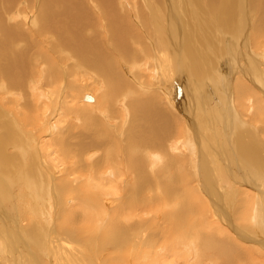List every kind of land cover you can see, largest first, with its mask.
Wrapping results in <instances>:
<instances>
[{
  "label": "bare ground",
  "instance_id": "1",
  "mask_svg": "<svg viewBox=\"0 0 264 264\" xmlns=\"http://www.w3.org/2000/svg\"><path fill=\"white\" fill-rule=\"evenodd\" d=\"M178 27H183L182 34ZM250 34L253 42L260 37L264 44V0H0V70L5 77L12 83L29 76L31 50L38 49L40 43L47 48L46 53L34 54L45 70L31 83L40 88L32 89L29 84L31 92L35 91L32 101L38 111L25 120L31 126L37 123L42 134L38 142L24 140V135L30 136L18 134L7 119L8 113L0 114V264H8L9 251L19 256L26 251L22 259L27 264H37V258L47 259L43 264H84L85 242L77 243L71 232L73 227L83 226L90 233L102 230L107 242H121L109 244L114 254H120L122 239H127L125 246L136 245V237L148 232L144 227H150L156 219H161L160 230L152 227V233L144 234L147 239L138 250L142 263L264 264L263 239L253 231L248 233L254 224L255 230L264 234V127L254 130L240 123L235 126L228 104V111L219 119V130L207 123L196 127L195 112L185 111L190 106L192 111L198 109L196 120L203 121L202 116L208 113L200 105L212 91L201 94L190 87L179 90L181 85L175 82L180 72L193 84L191 78H203L209 70V60L217 61L219 79H208L209 84L214 82L212 89H219L217 104L226 106L233 101L219 97L220 91L230 94L232 90L235 104L240 107L252 96L251 124L263 125L264 102H258V95L251 92L255 88L264 96V59L260 53L264 48L259 46L256 54L247 49L244 62L249 68L245 70L231 60H219L224 49L230 54L235 47L246 50ZM21 40L25 48L17 51ZM136 41L149 43L154 51L141 62H136L138 57L134 60L135 51L129 49L136 45L142 50ZM215 45L223 51H215ZM129 50V73L144 69L152 75L149 83L142 78L118 77L116 68L110 69L114 56L123 58L119 53ZM162 59L168 65L169 77L160 78L146 69L147 65L151 69L153 64L162 66ZM62 62H71L68 66L85 74L104 72L107 93L91 90L90 78L66 84L55 68H61ZM246 70L252 74H246ZM243 74L253 87L242 81ZM40 78H46L47 83L42 84ZM194 84L199 85L196 81ZM48 116L54 118L52 125L48 121L45 124ZM81 133L83 138L100 137L101 145L81 140ZM77 135L80 140L75 143ZM232 141L236 142V150L232 149ZM9 146L14 149L12 153L8 152ZM98 147L101 153L91 151ZM26 155L29 160L22 173L19 160L24 165ZM75 167L80 175L74 173ZM17 177H22L26 185L31 183L32 191L35 185L41 194V211L37 213L47 234L44 240L39 235L35 244L21 230L19 217L17 220L3 211L4 202L14 199L9 196ZM223 177L230 180L229 190L219 186ZM14 197L21 198L19 193ZM55 214L60 216L58 228L66 232L62 244L52 240L59 258L48 254L53 238L49 222ZM129 259L120 256L113 264H128Z\"/></svg>",
  "mask_w": 264,
  "mask_h": 264
},
{
  "label": "rangeland",
  "instance_id": "2",
  "mask_svg": "<svg viewBox=\"0 0 264 264\" xmlns=\"http://www.w3.org/2000/svg\"><path fill=\"white\" fill-rule=\"evenodd\" d=\"M248 6V5H247ZM16 8V7H15ZM256 15H258L257 14V12L255 13ZM182 29H183V27H178V30L181 32V34H182ZM220 31L222 32V28L220 27ZM226 35V34H225ZM252 34H250L249 35V40H248V42H250L249 44H248V42H247V48H246V50L244 49V51H242L241 49H240V46L238 47V48H236L235 47V51H234V53L233 54H230V53H227L226 51H227V49H224V52H223V54L221 55L222 57H220L219 58V60H224V59H228V61H230V62H232V63H237V64H240V66L242 67V68H244V70L245 69H248L249 67H247V62H244V61H246L245 60V53H248V48H249V50L252 52V54H256L257 52H258V50H257V48L260 46V49L261 48H264V44H263V40H260V37H259V40H257L258 38H256V40L253 42V39H252ZM247 37V36H246ZM251 37V38H250ZM262 38L261 39H264V35H262L261 36ZM19 42V45H17V47H18V50L17 51H23V49L25 48L24 46H25V44L23 43V41L21 40V41H18ZM137 42V45L138 46H142L141 48H142V52L140 51V49L136 46V45H131L130 46V50L132 51V52H134L136 55H134L133 54V57H134V60L135 59H137V57L139 58L136 62H141L142 61V59L144 58V57H150L151 55H152V53L154 52L151 48H150V44L149 43H145V42H143L142 44H141V42L140 41H136ZM49 43H52V40L49 42ZM139 43V44H138ZM259 43H260V45H259ZM24 46H23V45ZM145 44V45H144ZM250 47H249V46ZM148 46H149V49H148ZM215 47L216 48H214V50L215 51H219V50H222L223 51V48L221 47V46H216L215 45ZM220 47H221V49H220ZM138 48V49H137ZM37 48H34L33 50H31V53L33 54L32 56H33V59H32V61L30 62V69H28V75L29 76H27L26 78H21V79H19L18 80V82L20 83H18L17 82V80H14L15 82H13L12 81V83H11V79L10 80H8L5 76V74L2 72V70H0V72L1 73H3V74H1L0 73V77H2V78H0V86H2V87H0V114H2L3 115V113H8L7 114V119H9L8 121L10 122V121H12V123H11V125L12 126H14L15 128H16V130H17V132H18V134L19 133H25V134H27V135H29L30 137L28 138L26 135H24V140H30V141H32V143L34 144V142L36 143V142H38V139L40 138L39 136H41L42 134H41V131L40 130H38V125H37V123H35V125H29V124H27V122H25V120L29 117V116H35L34 114H35V111L37 110V106L35 105V102L33 103V96H34V94H35V91L34 92H31L32 90H30V85H31V83L32 82H34V80H37V78H38V73H42L43 74V71L45 70V65L41 62V63H39L38 62V59L34 56V54H39V53H42L43 51H44V53H46L45 52V50L47 49V48H45V46L42 44V43H40L39 44V46H38V49L36 50ZM252 49V50H251ZM253 49H254V52H253ZM40 50V51H39ZM42 50V51H41ZM130 50L127 52V53H129L128 55H127V53L126 54H121V53H119V56H122L123 58H125V60L123 59V58H121V57H118V56H114L115 54L114 53H111L113 56H114V60H112L111 61V64H110V69H112V70H114L115 71V69H114V67L116 68V72H117V74H118V77H123V75H125V78H127V79H129V78H134L135 80H137L138 78H142V80L145 82V83H149V78H151L152 77V75L150 74V73H146L145 71L146 70H144V69H142L141 70V68L138 70V71H135V72H133V71H131L130 70V73H129V69L127 68L128 66H132V65H130L131 64V61L129 60V57L128 56H130ZM146 50H148V51H146ZM51 50L49 49V55H50V52ZM138 51V52H137ZM246 51V52H245ZM256 51V52H255ZM260 51V50H259ZM149 52V53H148ZM152 52V53H151ZM221 52V51H220ZM227 53V54H226ZM239 53V54H238ZM260 53L263 55V59H264V50H262V51H260ZM226 54V55H225ZM238 54V55H237ZM249 54V53H248ZM42 55V54H41ZM123 55H125V56H123ZM227 58H226V57ZM230 56H231V58H230ZM235 58H234V57ZM35 57V58H34ZM241 57H242V59H241ZM115 58L117 59V58H119V59H117V62H116V60H115ZM222 58V59H221ZM237 58H239V59H237ZM34 59H35V61H34ZM237 59V60H236ZM127 60H129L128 62H127ZM235 60H236V62H235ZM241 60V61H240ZM118 65H116L114 62ZM162 66H156L155 67V65L153 64V66H152V69L149 67V65H147V71H150V72H155L154 74H156V75H158V76H160V78H164V75H167L168 76V74L170 75V72H169V68H168V65H167V63L165 62V60L164 59H162ZM210 61V62H209ZM208 61V67H207V69H209V70H206V72H205V75H203L204 77L202 78V77H199V76H197V75H195V76H197L198 78H201V81H198V79L194 76V78H191V80H192V83L193 84H191L190 82H187V77L185 76V75H183V74H179V73H177L176 75V78H175V82H177V86H179V85H181V86H179V90H181V87H183L184 89L185 88H189L190 87V89H192L193 91H195V92H197V93H199L200 91L202 92L201 94H205L206 92H207V90H209V92H211L212 94H207L208 96L204 99L205 101H204V103H206V105L203 103H201V107H202V110L204 111V112H206V109H207V113L208 114H205V116L203 117L202 116V118H203V121H199L198 119L196 120V117L199 115V111H198V109H197V111H198V113H196L197 111H192L194 108H192L191 106L189 107V108H187L186 109V113H193V112H195V114H194V125L195 124H197V125H199L200 123H207V126H209V127H218L217 129L219 130L220 129V127H222L221 126V124H220V121L222 120V118H221V120H219L220 119V117L223 115V113H225L226 111H228V108H227V104H228V106H229V108H231V110H232V114H231V117L232 118H234V125L236 126V124H242L241 126H253L254 127V130H259V129H261L262 127H264V124L262 125V124H259V123H255V124H251L252 122V120H253V117H252V113H253V111L254 110H252V109H254V101H253V98H252V96H248L245 100H244V102H243V106H239V104L238 103H236L235 104V96H234V94H233V92H232V90L230 91V94H227L226 92H222V91H220V94H219V97H222L223 99L224 98H226V99H228V98H232V100L233 101H229V103H226V106H225V104H217V102H216V99L218 98V92H219V89H217V88H214L213 87V89H214V91H213V89H212V84L214 83H210L209 84V82L213 79V78H217V79H219V76H220V74H216V73H218V72H216L215 71V67H217L218 65H217V61H214V63H213V61L211 62V60H209ZM238 61H239V63H238ZM34 62H36V64H34ZM216 62V63H215ZM62 64V67L60 68L59 66H56L55 68H57L56 70L58 71V74L60 75V79H62V78H64L65 79V82L67 81V82H69L71 85H73V84H76V83H79V81H81V79H83V78H90V81H89V83H90V86H92L91 87V90L94 88V90L96 89H98V91H99V89H101L100 90V92H102V93H107V89H106V81H107V83H108V80H106L107 78H106V75H105V73L103 72L102 73V71H100L99 73L98 72H96V74H93L92 72H87L89 75H90V77L89 76H87L88 74H85L84 73V71L83 72H80L81 70H79V69H75V68H73V67H71V66H68V65H71V62L70 63H64V62H62L61 63ZM213 64V65H212ZM43 65V66H42ZM112 65H113V67H112ZM125 65V66H124ZM127 65V66H126ZM28 66V65H27ZM40 67V68H39ZM64 67V68H63ZM119 67H120V69L123 71L124 70V72H120V69H119ZM140 67V66H139ZM37 68V69H36ZM67 68V69H66ZM72 68V69H71ZM185 68V67H184ZM260 68L261 69H263V67H262V65H260ZM65 69V70H64ZM127 69V70H126ZM200 69V68H199ZM198 69V70H199ZM36 70V71H35ZM94 70H95V68H94ZM119 70V71H118ZM212 70H214L213 71V73H212ZM76 71V72H75ZM96 71V70H95ZM125 71L127 72V73H125ZM164 71V72H163ZM165 71L167 72V73H165ZM191 71V70H190ZM209 73H208V72ZM69 73V75H70V77L69 76H67L68 75V73ZM72 72H74V73H72ZM116 72H114L115 73V75H116ZM246 72V74L248 73L249 74V72L246 70L245 71ZM35 73V74H34ZM65 73H66V75H65ZM82 73V74H81ZM97 73H98V75H97ZM122 73V74H121ZM128 73H129V75H131V76H129L128 75ZM207 73V74H206ZM76 74V75H75ZM78 74V75H77ZM121 74V75H120ZM209 74V75H208ZM246 74H243V76H242V81H244L245 83L247 82V83H249V86L251 85V82L249 81V80H247L246 78H247V76H246ZM250 74H252V72L250 73ZM249 74V75H250ZM32 75V76H31ZM104 75H105V77H104ZM120 75V76H119ZM129 77H128V76ZM183 75V76H182ZM200 75V74H199ZM208 75V76H207ZM218 75V76H217ZM63 76V77H62ZM73 76V77H72ZM92 76V77H91ZM93 76H95V77H93ZM103 76V77H102ZM201 76V75H200ZM30 77H32V78H30ZM35 79H34V78ZM74 79H72V78ZM83 77V78H82ZM169 77V76H168ZM93 78V79H92ZM98 78V79H97ZM124 78V77H123ZM146 78V79H145ZM148 78V79H147ZM180 78H183V79H180ZM26 79H28V80H26ZM34 79V80H33ZM42 79V80H41ZM48 79V78H47ZM145 79V80H144ZM168 78H166L165 80H167ZM210 81H209V80ZM40 80H41V83L42 84H45V82L47 81L46 80V78H40ZM84 80V79H83ZM92 80V81H91ZM10 81V83H8L7 85H8V87L6 88V86L7 85H5L6 83H4V82H9ZM75 81V82H74ZM179 81V82H178ZM194 81H196V82H198L199 83V85H195L194 84ZM209 81V82H208ZM262 81V80H261ZM3 82V83H2ZM17 82V83H16ZM27 82V83H26ZM67 82H66V84H67ZM83 82V81H82ZM99 82V83H98ZM168 82V81H167ZM183 82H187V83H183ZM207 82V83H206ZM47 83V82H46ZM68 83V84H69ZM93 83V84H92ZM200 83H202V85L200 84ZM10 84V85H9ZM17 84H18V86H17ZM30 84V85H29ZM102 84V85H101ZM104 84V85H103ZM187 84V85H186ZM33 85L34 86H32V89H34V88H40V86L39 85H37V84H35V83H33ZM189 85V86H188ZM20 86H21V88H20ZM23 86V87H22ZM25 86V87H24ZM94 86V87H93ZM98 86V87H97ZM252 86V85H251ZM250 86V87H251ZM11 87V88H10ZM34 87V88H33ZM196 87V88H195ZM253 87V86H252ZM6 88V89H5ZM29 88V89H28ZM103 88V89H102ZM195 88V89H194ZM18 89V90H17ZM203 89V90H202ZM216 89V90H215ZM253 89V88H252ZM106 91V92H103V91ZM27 91H29V93L27 92ZM229 91V90H228ZM227 91V92H228ZM254 91V92H253ZM22 92V93H21ZM33 93V94H31V93ZM15 93V94H14ZM86 93H92L91 91L90 92H86ZM215 93V94H214ZM253 93V95H258L257 97L259 98V101L258 102H261L262 100V102H264V96H263V94L262 93H260L258 90H257V92H256V89L254 88L253 90H252V92H251V94ZM256 93V94H255ZM259 94H260V96H259ZM10 97H9V96ZM16 95V96H15ZM21 95V96H20ZM23 95H24V98H23ZM29 95V96H28ZM33 95V96H32ZM215 95V96H214ZM26 96H27V99L29 100V101H27L26 100ZM228 96V97H227ZM2 97V98H1ZM12 98V99H11ZM16 100H15V99ZM262 98V99H261ZM22 99V100H21ZM102 99H103V97H101L99 100L100 101H102ZM5 101V104H3V102ZM13 100V101H12ZM30 100H31V102H30ZM33 100V101H32ZM231 100V99H230ZM2 101V102H1ZM8 101V102H7ZM246 101H247V103H246ZM16 102V103H15ZM28 102H29V104H28ZM212 102H213V104H212ZM8 103V104H7ZM14 103V104H13ZM209 103V104H208ZM10 104V105H9ZM16 104V105H15ZM23 104V105H22ZM190 104H192V103H190ZM4 105V106H3ZM233 105V106H232ZM30 106H31V109H30ZM33 106H34V110L32 109L33 108ZM215 106V108L213 109V110H210V109H208V108H211V107H214ZM19 107V108H18ZM24 108L23 110H22V108ZM36 107V108H35ZM235 107V108H234ZM237 107V108H236ZM8 108V109H7ZM9 108H11V110L9 109ZM29 110V111H27V109ZM192 108V109H191ZM223 108V109H222ZM239 108V109H238ZM1 109L2 110H6V111H1ZM14 109V110H13ZM15 109H17V110H15ZM20 109V110H19ZM25 109H26V111L27 112H25ZM221 109V110H220ZM234 109V110H233ZM13 110V113L11 112ZM200 110H201V108H200ZM210 110V111H209ZM237 110V111H236ZM250 110V111H249ZM23 111L25 112V114L23 113ZM38 111V110H37ZM209 111V112H208ZM218 111V112H217ZM240 112L239 114H237V112ZM10 112V113H9ZM31 112V113H30ZM16 113V114H15ZM22 113V114H21ZM30 113V114H29ZM212 113V114H211ZM28 114V116H26ZM22 115H24L23 117H24V120H23V117H22ZM235 115V116H234ZM9 117V118H8ZM16 117V118H15ZM20 117V118H19ZM27 117V118H26ZM206 117H207V119H209L210 120V122H209V120H206ZM216 117V118H215ZM236 117V118H235ZM47 120H45V124H46V121H48V125H52L51 123L53 122V120H54V118H52V116H48L47 118H46ZM19 120V121H18ZM2 121V120H1ZM18 121V122H17ZM197 121H199V123L197 122ZM248 123H250V124H248ZM17 126H16V125ZM218 124V125H217ZM239 124V125H240ZM72 125L73 126H75V124H73L72 123ZM197 125H195L196 127H197ZM262 125V126H261ZM21 128H20V127ZM30 126V127H29ZM37 126V127H36ZM246 126V127H247ZM22 127H23V129H22ZM27 127H28V129H27ZM29 128H31V129H29ZM36 128V129H35ZM76 129H77V131L78 130H80L79 128H80V125L78 126H76L75 127ZM2 127H1V125H0V134H1V132H2ZM25 130H26V132H25ZM31 131V132H30ZM35 131L37 132V133H35ZM34 132V133H33ZM39 132V133H38ZM82 132V131H81ZM29 133V134H28ZM33 133V134H32ZM79 132H77V134H78ZM96 135H89V136H87V138H83V133H81V134H79V138L81 139V138H83V139H81V140H83V141H88L89 142V144H92V145H94V143L96 144V143H98L99 145H101L100 144V137H95ZM78 135L76 136V138H75V143L78 141ZM99 138V139H98ZM19 139H20V137H19ZM79 139V140H80ZM85 139V140H84ZM93 139V140H92ZM94 139L96 140V142H93L94 141ZM23 140V141H24ZM23 143H26L25 141L23 142ZM232 143H233V146H232V149L233 150H236L235 149V146H236V142L235 141H232ZM10 149V150H9ZM97 149H99V147L98 148H94V149H92L91 151H94L95 153H101V147H100V151L99 150H97ZM98 152H97V151ZM14 151V149L11 147V146H9L8 147V152L9 153H12ZM27 156L28 155H26L25 156V158H24V161H25V164L23 165L22 164V160H19L20 161V166L21 167H23V171H22V169L20 170L22 173L24 172V170H25V166L28 164L27 162H28V158H27ZM240 157L241 158H243L241 155H240ZM232 170L233 171H235L236 169H234V168H232ZM242 170H245V169H241L240 171H242ZM10 171V170H9ZM238 170H236L235 172H237ZM74 173L75 174H77V175H80V173H76V167H75V169H74ZM66 176V175H65ZM64 176V177H65ZM18 179L16 180V178H15V180L12 182V188H11V195L9 196V197H12V198H14V199H12V200H10V201H8V200H6L5 202H4V207H3V211H6V212H9L13 217H15L17 220H18V218H17V216L19 217V219H20V221L21 222H19V225H21V230L23 231V233L24 234H26L27 235V237L29 238V240H31V243H33V244H35V242L34 241H39V235L41 236V239L42 240H44L45 238H44V235L45 234H47L46 232H47V229L44 227V224H43V222H42V220L38 217L39 216V214L37 213L38 211L40 212L41 211V207H40V202L38 203V201L40 200V196H41V194L39 193V192H37L36 191V189L35 188H37L35 185H33V191H32V186H31V183H30V185H26L25 183H24V179L21 177V178H19V177H17ZM25 179H27L26 177H24ZM262 179V178H261ZM28 180V179H27ZM19 184H18V183ZM22 182V183H21ZM262 182V181H261ZM221 184V185H220ZM263 185V184H262ZM29 187L28 189H27V187ZM219 186L221 187V186H223V188H225V190H229L231 187V184H230V180H227V177L225 178V177H223L222 178V181L219 183ZM25 189H24V188ZM237 187H238V185L236 186V188H235V190L237 189ZM239 189V188H238ZM26 190V191H25ZM24 191V192H23ZM239 191H240V189H239ZM27 192V193H26ZM16 193H19L20 194V196H21V198L20 199H15V194ZM28 193H29V195H28ZM163 193V192H162ZM26 195V196H25ZM40 195V196H39ZM73 196V195H72ZM31 197V198H30ZM73 197H76V198H80L79 196H73ZM73 197H71V198H73ZM29 198V199H28ZM37 198V199H36ZM38 198H39V200H38ZM67 198H69V197H67ZM33 200V201H32ZM65 200H67V199H65ZM23 201V202H22ZM17 202V203H16ZM14 203V204H13ZM37 205H36V204ZM16 204H19V207H17L16 208ZM234 204L235 203H233V207H234ZM12 205V206H11ZM30 205H32V206H30ZM15 206V207H14ZM38 206V207H37ZM36 207H37V210H36ZM16 211H17V214H16ZM58 217H60L59 215H52V217H50V222H49V228H51V229H53V230H51V232H52V239H51V241H50V245H51V249H49L48 250V254L49 255H55L56 257H58L59 258V255H58V253L56 252V250H55V248H54V246H53V244H52V240L53 239H56V240H58V242H57V244H62V242L65 240V231L64 230H62V229H60V228H58V224H59V218ZM24 220V221H23ZM41 220V221H40ZM158 219H156L155 220V222L150 226V227H144V230H146V231H148V232H144L142 235H138L137 237H136V239H135V241H136V245H134V244H132V243H130V244H126V246H125V241L127 240V239H122L121 241H124V243L122 244L123 245V252H121L120 254H114V252H112L111 250H110V245L109 244H119V245H121V242H112V241H109V242H107L106 240H105V238L102 236V230H99L98 228L95 230V231H93L92 233H90L91 232V230L89 231L86 227H81V228H72V230H71V232L73 233L72 234V236H73V239L77 242V243H81V244H83L84 242V245H85V247H84V253H86V255L83 253V256H82V260L84 261V264H86V262H92V263H94V264H97V262L99 261V262H101V263H105V264H113L114 263V260H116V258H118V257H120V256H126L127 255V257H129L130 259L128 260V264H141L142 263V258H141V256L138 254V250H140V249H142V247H143V244H144V242H145V239H147L146 238V236L145 235H147V234H150V233H152L151 231H153V228L155 229V230H160V224H161V219H159L158 221H157ZM57 221V222H56ZM159 222V223H158ZM254 223V222H253ZM42 224V225H41ZM51 225V226H50ZM84 225H85V223H84ZM158 225V226H157ZM254 225V224H253ZM253 225H251V227H250V229H251V231H250V229L248 230V233H252V231H253V234L254 235H259L258 237L260 238H262L263 240L262 241H264V234H262L261 232H257L258 230L256 229L255 230V227H253ZM53 226V227H52ZM157 226V227H156ZM153 227V228H152ZM159 227V228H158ZM45 228V229H44ZM41 229H42V231H41ZM254 229V230H253ZM99 230V231H98ZM18 231H19V227H18ZM5 232V231H4ZM82 232V233H81ZM31 233H33L34 234V236L33 237H30V234ZM74 233L76 234V235H74ZM96 233V234H95ZM86 234V235H85ZM92 234V235H91ZM99 234V235H98ZM145 234V235H144ZM85 235V236H84ZM101 235V236H100ZM64 236V237H63ZM82 236V237H81ZM89 237V238H88ZM94 237V238H93ZM145 237V238H144ZM86 238V239H85ZM103 238V239H102ZM60 239V240H59ZM85 239V240H84ZM81 240V241H80ZM84 240V241H83ZM102 240V241H101ZM154 240V239H153ZM88 241V242H87ZM96 241V242H95ZM23 243V242H22ZM101 243V244H100ZM137 243H139V244H137ZM5 244H6V246H7V248H9L10 246H9V244H8V241H6L5 242ZM98 244H100V245H98ZM128 245H130V247L128 246ZM132 245V246H131ZM108 246V247H107ZM138 248H137V247ZM141 247V248H140ZM96 248H97V250H96ZM101 249V250H100ZM53 251V252H52ZM110 251V252H109ZM137 251V252H136ZM107 252V253H106ZM10 253V254H9ZM9 253H8V264H27V262L24 260V259H22V257H23V255H25L27 252L25 251V252H23L22 253V255L21 256H19L18 254H16L14 251H9ZM98 253V254H97ZM126 254V255H125ZM14 255V256H13ZM108 255V256H107ZM87 256H88V258H87ZM98 256V257H97ZM101 256H102V258H101ZM106 256V257H105ZM14 257H15V260H13L14 259ZM84 257H85V259H84ZM98 259H97V258ZM87 258V259H86ZM91 258H92V260H91ZM115 258V259H114ZM101 260V261H100ZM21 261H23V262H21ZM44 261H47V259L46 260H40V258H37V264H43V262ZM14 262V263H13ZM39 262V263H38ZM61 263H63L64 264V261H60ZM142 264H145V263H142Z\"/></svg>",
  "mask_w": 264,
  "mask_h": 264
}]
</instances>
